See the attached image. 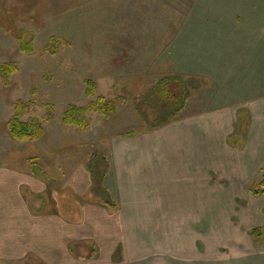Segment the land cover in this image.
I'll use <instances>...</instances> for the list:
<instances>
[{"label":"crops","instance_id":"1","mask_svg":"<svg viewBox=\"0 0 264 264\" xmlns=\"http://www.w3.org/2000/svg\"><path fill=\"white\" fill-rule=\"evenodd\" d=\"M230 16L213 30L208 68L174 75L206 85L179 120L105 146L114 208L84 201L75 215L73 196L91 186L65 187V203L43 169L0 167V264H264V240L251 234L264 229V196L251 192L264 178V19ZM189 45L165 53L181 60ZM201 92L205 107L186 113Z\"/></svg>","mask_w":264,"mask_h":264},{"label":"rangeland","instance_id":"2","mask_svg":"<svg viewBox=\"0 0 264 264\" xmlns=\"http://www.w3.org/2000/svg\"><path fill=\"white\" fill-rule=\"evenodd\" d=\"M251 11L256 20L264 19V0H0V65L16 68L6 79L0 72V167L37 174L41 168L54 179L50 187L55 194L65 187L89 192L87 175L107 172L110 139L139 128L133 125V108L119 94H138L179 72L208 68L205 49L215 40L213 30L229 25L230 15ZM20 36L33 41L32 53L20 51ZM53 38L55 52H49ZM185 43H192L190 50L195 47L194 56L179 60L166 55L169 46ZM88 80L97 86L94 98L87 96ZM205 87L202 83L192 96ZM99 96L118 105L110 120L92 114L86 132L63 125L68 106L86 107ZM17 102L26 107L22 121L35 119L44 126V139L11 138L7 122ZM194 103L186 113L205 107L204 92ZM242 211L238 208L229 221L239 224Z\"/></svg>","mask_w":264,"mask_h":264},{"label":"trees","instance_id":"3","mask_svg":"<svg viewBox=\"0 0 264 264\" xmlns=\"http://www.w3.org/2000/svg\"><path fill=\"white\" fill-rule=\"evenodd\" d=\"M22 37L23 36L19 37L20 51L29 54L32 53L33 41L31 40L30 42H27L26 38ZM51 41L52 42L48 46L47 51L50 52V50L53 49V52H55V38L51 39ZM15 71V67L0 65V72L5 74L1 75L2 78L6 79V77H11ZM86 83L87 96L89 98H94L97 92L96 84L90 80ZM202 83L203 81L199 79L187 80L180 76L172 75L161 79L154 86H150L144 90L141 89V91L138 90V94L132 95L131 93H128V91L119 94V99L131 105L135 117L141 122V126L136 130L129 131L127 136L134 138L143 132H154L166 125L178 121L179 113L184 110L186 102L198 90V86L200 87ZM123 91L124 90H122V92ZM25 108V105L21 102L15 104V115L7 122V128L11 138L17 142H35L44 139L46 131L44 126L38 120L32 119L27 122L21 120ZM117 109V103L108 101L105 97L99 96L96 98V101L90 103L86 107H78L74 105L68 106L62 116V123L65 127L74 128L80 132H86L90 130L92 125L89 117L90 115L100 114L105 119L110 120L113 114L117 112ZM87 171H90L89 168H87ZM39 175L43 176L41 168H39ZM105 175L106 174L103 173V175L97 176L90 173L92 192L83 197L75 195L73 196L74 198L72 197V210L75 215H78L77 213H79L80 210V206L77 204L84 201L89 202L94 200L107 205V207L114 208L116 206L115 201L110 197L109 193H107L102 185ZM251 192L257 197L264 196V178L260 182L252 185ZM61 193V199L63 198V202L66 203L68 191ZM251 234L255 241L264 240V229H255Z\"/></svg>","mask_w":264,"mask_h":264}]
</instances>
